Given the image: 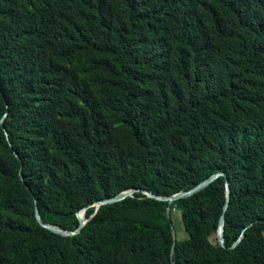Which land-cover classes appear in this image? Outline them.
I'll return each mask as SVG.
<instances>
[{
    "label": "trees",
    "instance_id": "16d2710c",
    "mask_svg": "<svg viewBox=\"0 0 264 264\" xmlns=\"http://www.w3.org/2000/svg\"><path fill=\"white\" fill-rule=\"evenodd\" d=\"M219 171L227 247L225 176L91 205ZM176 208L175 264H264V0H0V264H173Z\"/></svg>",
    "mask_w": 264,
    "mask_h": 264
},
{
    "label": "water",
    "instance_id": "95a60500",
    "mask_svg": "<svg viewBox=\"0 0 264 264\" xmlns=\"http://www.w3.org/2000/svg\"><path fill=\"white\" fill-rule=\"evenodd\" d=\"M3 128H4L5 134L7 136V139H9L8 131L5 129L4 125H3ZM15 154L18 155V153L16 151H15ZM220 176H225L226 201L224 204L223 212L220 215L218 228L216 230V235H217L216 239L220 245H222L223 247H227V245L225 243V220H226L225 213H226V210H227L228 205H229L231 186H230V178L227 176V174L224 171L215 172V173L211 174L210 176H208L207 178H205L204 180H202L201 182H199L198 184H196L195 186H193L192 188L187 189V190H182V191L176 192V193L171 194V195H159V194L153 193V192L146 190V189L130 188V189L121 191V192H119L113 196L96 200L91 205H95L96 210H97L101 204H109V203L121 201L124 198H126L127 196L133 195L136 191H142L150 197H154V198H158V199L168 201L169 205L167 206L166 211H167V217L169 218V220H171V206H170V204L172 202H174L177 199L190 196V195L204 189L212 181H214L215 179H217ZM21 177H23V176H21ZM86 209H87V207H84L83 209L78 211L77 217L79 219V225L76 229L71 230V229L63 228L61 226H58V225L44 221V219L41 216L37 201L35 199V213H36V217H37L39 223L42 226L50 229L51 231L60 233L62 235H74V234H77L81 231L82 227L85 225V223L87 221V218L85 217ZM171 228H172L173 239H174L173 245H172V250H171V260H172V263L175 264V262H174V251H175V247H176V243H177L176 231H175V228L173 225L171 226ZM241 237H242V234L240 235V237L237 240H235L232 243V245L230 247L234 248L238 244V242L240 241Z\"/></svg>",
    "mask_w": 264,
    "mask_h": 264
},
{
    "label": "rangeland",
    "instance_id": "374dc122",
    "mask_svg": "<svg viewBox=\"0 0 264 264\" xmlns=\"http://www.w3.org/2000/svg\"><path fill=\"white\" fill-rule=\"evenodd\" d=\"M145 216L146 214L144 216L142 214L140 215L141 218ZM172 221L176 231V241H177L176 247L180 251L185 250L189 246L188 234L182 223L181 212L177 208L174 209L172 213ZM210 238L212 239V241H217L216 233H212L210 235Z\"/></svg>",
    "mask_w": 264,
    "mask_h": 264
}]
</instances>
